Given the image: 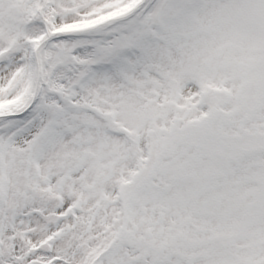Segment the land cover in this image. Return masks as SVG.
<instances>
[{
    "label": "snow or ice",
    "instance_id": "snow-or-ice-1",
    "mask_svg": "<svg viewBox=\"0 0 264 264\" xmlns=\"http://www.w3.org/2000/svg\"><path fill=\"white\" fill-rule=\"evenodd\" d=\"M0 264H264V0H0Z\"/></svg>",
    "mask_w": 264,
    "mask_h": 264
}]
</instances>
